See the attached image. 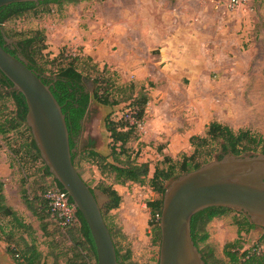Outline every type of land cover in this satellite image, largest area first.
<instances>
[{"label":"rangeland","instance_id":"374dc122","mask_svg":"<svg viewBox=\"0 0 264 264\" xmlns=\"http://www.w3.org/2000/svg\"><path fill=\"white\" fill-rule=\"evenodd\" d=\"M73 1L37 7L11 18L3 29L14 41L37 38L36 59L46 75L75 60L76 69L98 79L111 98H126L130 84L136 92L141 86L149 92L138 136L127 144L132 158L150 164L144 184L115 185L113 176L99 169L98 159L90 155L91 141L100 155L110 154L105 120L132 121L125 109L128 103L106 106L91 101L75 165L96 192L111 186L120 195L118 208L106 216L120 255L128 256V264H158L160 243H153L155 222L147 207L159 199L148 185L155 165L165 158L178 162L192 156L190 137H204L213 121L234 132L248 131L261 141L256 154L264 153V0H246L235 10L212 0ZM0 104L13 109L6 100ZM25 138L23 129L0 136V165L8 167L3 178L7 205L32 231L16 230L5 219L0 223V248L6 253V243L12 250L34 242L42 254L39 264H66L69 232L56 231L49 219L39 221L21 199V192H30L34 183L40 190L53 179H44L41 163L26 154ZM242 221L240 212L231 209L205 226L207 238L198 247L210 264H230L223 253L229 243L238 241L232 250L240 254L259 244L264 228L245 233ZM44 224L46 231L41 229ZM11 237L13 242L8 241ZM259 249L264 250V241Z\"/></svg>","mask_w":264,"mask_h":264},{"label":"trees","instance_id":"16d2710c","mask_svg":"<svg viewBox=\"0 0 264 264\" xmlns=\"http://www.w3.org/2000/svg\"><path fill=\"white\" fill-rule=\"evenodd\" d=\"M62 1L63 0L47 1L42 2L39 5L34 3H15L0 8V45L4 46V50L12 56H21L27 62L28 69L35 72L41 78L42 82L50 87L51 93L61 107L62 113L65 116L66 126L69 133L70 148H75V152L72 154L71 158L75 169V160L78 156L79 149L74 146L71 134L81 129L80 122L83 119L90 102L92 100H96L100 104L106 106H117L121 103H128L126 104L125 109L129 110V116L132 121L126 120L125 118H121L119 120L106 118L105 120V130L107 131L110 140V154L108 156L100 155L93 149L94 142L91 141L89 142V147L92 148L90 155L98 159L99 169L103 172L107 171L113 176V183L115 185L124 186L127 183L142 185L145 183V180L148 179L150 164L149 162L139 163L137 158H132L131 154H129L127 144L133 138H137L138 128L144 121L147 104L150 99L147 89L144 86H141L138 92H136V86L134 84H130L128 86L130 93L126 98H111L108 90L105 89L102 92V86L101 84H98V79L91 80L87 76H83V74L76 69L73 64L75 60H71L57 73L46 75L45 70L38 64L36 59V55H38L40 51H36L34 48L37 43V38L33 37L14 41L3 29L4 23L13 17L21 16L42 5L50 3L58 5ZM79 1L84 0H74L73 2L77 3ZM4 37L13 40L15 45H7L4 41ZM44 76L49 78V81L52 83L51 85ZM83 81L91 82L93 86L92 94L85 93L82 85ZM11 88L12 84L4 76H1L0 91H2L3 94L0 93V101L6 100L10 102L13 109L8 110L5 104H0V136L5 138L12 132L23 129L26 133V138L22 148L25 150L26 154L33 159V161H39L41 163L42 177L44 179L51 177L48 169L40 158L39 151L36 148L30 130L25 123L27 113L25 100L21 94H18ZM189 143L194 150L192 156H184L182 160L178 162H173L170 158H165L162 162L155 165L153 175L148 180V185L151 190L159 196L158 200L147 203V207L150 209V216L155 222L154 233L156 238L153 240V243L156 245H159L160 243L159 217L162 207V197L170 180L183 174L195 171L209 162L219 160L224 154L229 153L233 156L256 154V149L259 147L261 141L252 136L248 131L240 130L238 132H234L228 126L213 121L206 126L204 137L192 136L189 139ZM8 149L15 157L18 156L19 151L13 149L11 145H9ZM202 157H204L203 160L197 161L198 159H202ZM78 174L81 177L79 172ZM84 182L91 191L94 190L86 181ZM25 183L26 182L23 181V184ZM51 188L62 190L60 185L54 179H52L51 185L41 188L40 190L36 189L35 183L31 185L30 192L23 190L21 192V199L25 208L39 221H42L45 218L49 219L56 231L69 232L71 237V246L69 251H71V254L66 259V264H96L94 242L80 213L76 211L75 216L77 218V223L72 226H61L58 222L51 218L49 202L45 198V194ZM99 192L107 198V202L101 209V214L113 240L118 262L119 264H128V256L126 257L120 255L119 249L114 243L112 229L106 223V216L108 212L118 208L121 202V197L111 186H101L99 188ZM228 211H231V209L209 208L192 217L191 237L198 249L199 242H204L207 238V234L204 229L205 226L213 218L221 216ZM240 214L243 217V221L240 224L242 228H240L241 230H245V233H248L255 226L249 222V219L245 214L242 212H240ZM5 219H10L15 224L16 230L21 229L27 232L32 231L29 226L18 218L16 212H14L7 205L4 195V183L0 179V223ZM41 229L46 231L47 224H44ZM239 234L240 231H238V235ZM8 241L13 242V237H11V239L9 238ZM263 241L264 237H262L260 242L263 243ZM17 242L16 245H18ZM260 242L251 249L243 251L241 254L232 250L235 244H238L237 246H239L238 241L233 244L229 243L224 247V256L230 264H264V250L259 249L261 244ZM9 246L10 244L6 243V253L15 264L40 263L42 254L38 251L34 242L28 246L22 247L21 249L13 248L10 250ZM199 252L202 255L204 263L210 264L208 261L209 257L206 256L200 249Z\"/></svg>","mask_w":264,"mask_h":264},{"label":"water","instance_id":"95a60500","mask_svg":"<svg viewBox=\"0 0 264 264\" xmlns=\"http://www.w3.org/2000/svg\"><path fill=\"white\" fill-rule=\"evenodd\" d=\"M53 0H0V8L15 3ZM7 45L15 42L4 37ZM21 94L27 106L25 123L51 177L65 191L85 221L96 252V264H119L113 240L101 214L107 198L91 191L72 163L65 116L50 87L28 69L21 56L0 45V77ZM209 208L242 212L256 228H264V154L233 156L183 174L168 182L159 217L158 264H205L191 237V219ZM0 264H14L0 251Z\"/></svg>","mask_w":264,"mask_h":264},{"label":"built area","instance_id":"2783aa9c","mask_svg":"<svg viewBox=\"0 0 264 264\" xmlns=\"http://www.w3.org/2000/svg\"><path fill=\"white\" fill-rule=\"evenodd\" d=\"M246 0H212L216 6L223 4L229 10H235L243 5ZM49 202L50 216L61 226L77 223L76 208L72 204L68 194L60 189L51 188L45 194ZM158 218V217H157Z\"/></svg>","mask_w":264,"mask_h":264},{"label":"flooded vegetation","instance_id":"af4514ba","mask_svg":"<svg viewBox=\"0 0 264 264\" xmlns=\"http://www.w3.org/2000/svg\"><path fill=\"white\" fill-rule=\"evenodd\" d=\"M45 77V76H44ZM45 79L49 82V84L51 85L52 83L49 81V78H46L45 77ZM82 85H83V87H84V91H85V93H90V94H92V92H93V88H92V84L91 83H88V82H82ZM91 103V102H90ZM89 106H90V104L88 105V108H87V111H86V113H85V115H84V117H83V119L81 120V122H80V126H81V129L80 130H78V131H76V132H73L72 134H71V139H72V141L74 142V146L75 147H77V148H81V141H82V134H83V132H82V123H84V121H85V119H86V117H87V115H88V109H89ZM256 228V227H255Z\"/></svg>","mask_w":264,"mask_h":264},{"label":"crops","instance_id":"0c3cea01","mask_svg":"<svg viewBox=\"0 0 264 264\" xmlns=\"http://www.w3.org/2000/svg\"><path fill=\"white\" fill-rule=\"evenodd\" d=\"M143 2H149V0H144ZM7 171H8V167H5L3 164H1L0 165V179L2 180V181H4V176H5V174L7 173ZM6 203H7V201H6ZM0 251H2V253H5L4 251H3V249H1L0 248Z\"/></svg>","mask_w":264,"mask_h":264}]
</instances>
